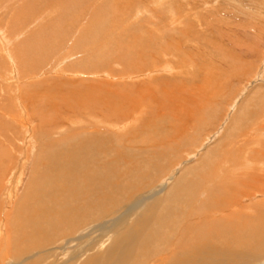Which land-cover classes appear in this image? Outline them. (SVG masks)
I'll use <instances>...</instances> for the list:
<instances>
[{"label":"rangeland","instance_id":"1","mask_svg":"<svg viewBox=\"0 0 264 264\" xmlns=\"http://www.w3.org/2000/svg\"><path fill=\"white\" fill-rule=\"evenodd\" d=\"M215 91L217 99L208 103ZM262 115L264 0H0V154L11 157V172L23 169L12 201H6L12 178L0 190V232L7 229L16 203L41 185L35 178L41 143L51 155L64 146L66 155L84 156V167H70L76 180L78 171L94 168L99 158L118 161L110 172L125 169L122 187L128 192L135 180L128 181L133 167L129 159L118 157L124 148H139L144 158L150 152V165L140 167L143 175L167 158L155 179L158 186L160 177L178 174L216 144H226L238 120H244L240 128L252 127ZM260 125L264 128V122ZM95 128L110 138L98 140L96 157L85 148L82 156L73 146L91 137L85 131ZM261 145L254 150L264 151ZM55 175L48 169L41 186L54 191L50 182L56 178L47 180ZM199 187L197 205L205 200ZM44 201L40 196L29 207ZM74 209L73 202L61 205L60 231ZM51 213L50 206L42 217L51 221ZM238 221L233 234L239 253L233 260L264 264V217L246 223L237 219L232 225ZM208 227L213 237L216 231ZM172 241L157 257L179 249ZM105 248L92 253L102 254ZM204 261L210 262L208 257Z\"/></svg>","mask_w":264,"mask_h":264},{"label":"bare ground","instance_id":"2","mask_svg":"<svg viewBox=\"0 0 264 264\" xmlns=\"http://www.w3.org/2000/svg\"><path fill=\"white\" fill-rule=\"evenodd\" d=\"M216 91L210 96L208 103L217 99ZM261 117V121L255 120L252 127L246 125V128H240L244 120H238L226 136V144H216L206 151L200 162L187 167L188 169L183 168L178 174L165 180L160 177L161 184L158 186V180L155 179L168 164L167 158L164 161L162 159L161 164H156L154 168H149V175H143L140 167L150 165L147 159L150 152L147 151V158H144V153L139 148L123 147L124 150L118 153V157L129 159L133 167L128 181L135 180V186L128 192L122 187L127 179L125 169L118 174L114 170V174L110 172V168L118 161L106 163L99 158V162H93L94 168L86 172L85 168L78 171L77 180L70 173V167L85 166L81 153L85 151L84 148L91 151V155L97 156L96 144L99 139L110 138L107 136L108 132L98 128L85 131L91 137L73 146L74 149H79L83 158L66 155L69 149L63 150L64 146L59 154H48L49 150H45V144L41 143L40 155L35 165L38 170L35 177L36 181L39 180L37 184H44L45 174L52 168L56 175L47 181L56 178L51 180L50 185L54 191L57 187L58 189L54 194L53 190H48L49 185H40L33 188L32 195L27 192L24 200L16 203L10 214L11 219L6 223L7 229L0 232V264H98L99 261H105V264H149L150 260H154V264H238L233 257H237L239 253V240L238 236L234 237L233 230L237 229L241 221L232 224L237 219H243L242 222L246 223L257 219L259 215L264 217V151L254 150V146L264 143V128L260 125L264 122V116ZM249 121L250 119L248 124ZM235 125L240 129L236 130ZM181 128H177L178 131ZM92 158L95 159L94 156ZM11 163V157L0 154V190L12 178L6 201L13 200L16 186L23 175L22 167L11 172ZM258 172L262 175H258ZM82 176H87L86 181L81 179ZM128 181L127 186L130 184ZM154 181L156 186H152ZM203 185L206 187H202ZM199 186L204 190L205 200H200L197 205ZM29 188L31 190L30 184ZM40 196L45 198L46 201L42 202L44 204L30 208L31 201ZM71 202L76 211L72 210L73 218L67 220L64 230L60 231L62 224L58 217L64 215L59 209L61 205ZM108 205H112L111 211H108ZM50 206L54 216L51 221L42 217L47 216ZM199 215L201 219H198ZM55 219L58 221H54ZM210 224L216 231L213 237L207 234ZM171 239L179 243V249L170 256L157 257L167 250L165 244L169 240L173 243ZM32 243H35L34 247ZM105 246L102 254L92 253ZM204 257H208L210 262H205Z\"/></svg>","mask_w":264,"mask_h":264}]
</instances>
